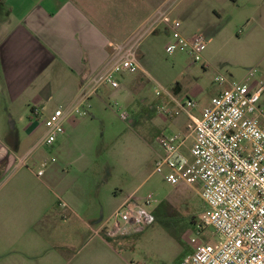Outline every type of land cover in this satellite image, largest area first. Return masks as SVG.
Masks as SVG:
<instances>
[{
    "label": "crops",
    "instance_id": "crops-1",
    "mask_svg": "<svg viewBox=\"0 0 264 264\" xmlns=\"http://www.w3.org/2000/svg\"><path fill=\"white\" fill-rule=\"evenodd\" d=\"M194 1L210 7L216 17L224 11L231 20L236 13L228 10L247 8L249 23L264 25V0ZM178 2L0 0V264L132 263L125 255L131 237L107 239L104 233L97 234L104 219L93 212L87 188L78 185L73 190L62 182L57 194L43 179L42 187H37L31 166L35 162L30 160L35 148L44 144V121L52 114L48 111L52 101H59L55 111L62 108L68 115L58 141L71 140L88 126L85 117L98 109L100 90L90 98L87 116L73 113L84 88L108 63L113 47L160 9ZM191 94L203 92L192 89ZM36 107L38 114L33 113ZM80 164L85 169L91 163L69 165Z\"/></svg>",
    "mask_w": 264,
    "mask_h": 264
},
{
    "label": "rangeland",
    "instance_id": "rangeland-1",
    "mask_svg": "<svg viewBox=\"0 0 264 264\" xmlns=\"http://www.w3.org/2000/svg\"><path fill=\"white\" fill-rule=\"evenodd\" d=\"M177 2L171 5L169 18L143 41L138 52V72L116 74L119 88L105 85L100 89L97 111L85 117L89 119L88 126L73 134L71 140L60 139L52 146L38 145L34 160H30L35 162L31 165L35 166L34 185L42 187L40 180H48L50 190L57 194H61L62 182H68L73 190L78 185L85 186L93 212L104 222L133 192L141 201L152 196L149 209L168 202L176 214L171 226L182 236V242L156 221L142 233L129 235L125 255L135 264H182L197 246L218 240L213 228H198L206 209L199 191L185 185L174 186L163 175L154 173L161 154L158 138L185 131L189 120L186 114L174 115L170 98L166 94L157 96L158 87H164L177 100H195L197 107L191 112L200 116L212 96L228 87V83L221 84L217 78L240 82L249 70L257 69L255 79H264V25L249 23V9L231 8L228 12L236 13L231 20L224 11L221 17H216L210 7L199 6L194 0ZM175 21L182 22L185 36L201 35L209 39L203 64L196 63L186 52L167 53L172 39L171 24ZM192 89H202L203 94L194 96ZM57 106L59 101H52L48 111L54 113ZM44 131L45 128L41 129L35 140ZM192 144L190 139L188 145ZM74 161L91 164L85 169L82 164L70 167ZM42 170L45 176L39 179L38 172ZM190 217L194 218L191 226L187 225ZM112 220L109 226L115 221Z\"/></svg>",
    "mask_w": 264,
    "mask_h": 264
},
{
    "label": "built area",
    "instance_id": "built-area-1",
    "mask_svg": "<svg viewBox=\"0 0 264 264\" xmlns=\"http://www.w3.org/2000/svg\"><path fill=\"white\" fill-rule=\"evenodd\" d=\"M170 13L171 6L160 9L127 40L113 47L108 63L84 88L73 113L87 116L90 98L103 86L119 88L116 74L138 72V52L143 41ZM181 29V21L171 24L167 53L186 52L196 63L203 64L209 39L201 35L187 37ZM257 74V69L249 70L240 82L217 78L228 87L210 100L200 116L191 112L197 107L195 100H177L164 87H158L157 96L166 94L170 98L174 115L186 114L189 120L185 131L158 138L161 154L154 173L163 175L174 186L199 191L206 209L198 228H213L218 238L215 243L197 246L182 264H264V79H255ZM39 112V107L33 109V113ZM67 116L59 108L45 120V145H54L65 133ZM43 175V170L38 172V177ZM152 203V196L141 201L132 194L97 234L114 239L142 233L156 222L155 209H149Z\"/></svg>",
    "mask_w": 264,
    "mask_h": 264
},
{
    "label": "trees",
    "instance_id": "trees-1",
    "mask_svg": "<svg viewBox=\"0 0 264 264\" xmlns=\"http://www.w3.org/2000/svg\"><path fill=\"white\" fill-rule=\"evenodd\" d=\"M154 214L156 217V221L162 223L167 229L170 230L172 235L179 242H182V236L178 234V232L175 229H173L174 228L173 226H171L172 218L173 217L176 218V214L175 212H173L172 206L168 202H163L157 208H155ZM193 219L194 218L190 217V221H188L187 225L189 226L193 225L194 224ZM183 230L185 229L183 228Z\"/></svg>",
    "mask_w": 264,
    "mask_h": 264
}]
</instances>
